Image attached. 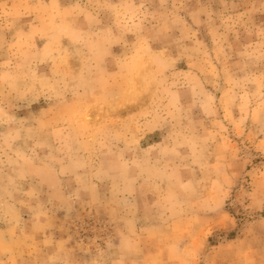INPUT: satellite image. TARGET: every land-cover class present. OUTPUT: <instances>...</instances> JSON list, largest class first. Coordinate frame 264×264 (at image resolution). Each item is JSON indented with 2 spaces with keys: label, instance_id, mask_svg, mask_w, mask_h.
<instances>
[{
  "label": "rangeland",
  "instance_id": "374dc122",
  "mask_svg": "<svg viewBox=\"0 0 264 264\" xmlns=\"http://www.w3.org/2000/svg\"><path fill=\"white\" fill-rule=\"evenodd\" d=\"M0 264H264V0H0Z\"/></svg>",
  "mask_w": 264,
  "mask_h": 264
},
{
  "label": "bare ground",
  "instance_id": "6f19581e",
  "mask_svg": "<svg viewBox=\"0 0 264 264\" xmlns=\"http://www.w3.org/2000/svg\"><path fill=\"white\" fill-rule=\"evenodd\" d=\"M87 117H89V116H87Z\"/></svg>",
  "mask_w": 264,
  "mask_h": 264
}]
</instances>
